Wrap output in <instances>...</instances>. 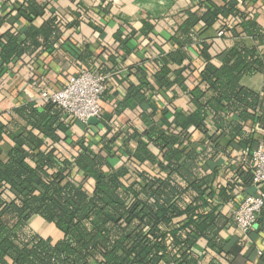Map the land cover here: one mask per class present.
Listing matches in <instances>:
<instances>
[{
    "label": "trees",
    "instance_id": "trees-1",
    "mask_svg": "<svg viewBox=\"0 0 264 264\" xmlns=\"http://www.w3.org/2000/svg\"><path fill=\"white\" fill-rule=\"evenodd\" d=\"M247 1L192 3L168 41L174 48L156 63L154 84L145 72V81L131 86L118 108L122 113L145 103L151 106L140 115L142 129L128 127V142L136 147L124 146L126 161L121 164L114 155L121 133L114 134L106 122L101 123L106 132L100 151L82 138L71 143L78 150L73 159L57 154L54 145L62 140L59 133L67 136L74 121L52 102H44L41 109L30 103L15 111L28 125L26 132L14 133L0 121V264H201L194 253L199 239L207 242L208 250L226 253L230 264L238 260V241L222 237L231 219L219 206L208 213L204 209L207 196L237 205L243 188L253 187L249 162L259 143L256 135L264 134L262 95L242 84L244 78L264 74L260 49L264 29L252 14L239 9ZM18 12L31 26L25 40L14 36L3 45L0 57L6 64L38 48L40 29L34 22L43 16L44 8L37 0H28ZM220 31L225 32L222 37L230 33L234 38H251L256 45L242 42L213 56L211 42ZM123 35L115 36L119 49L130 52L129 43L138 33L131 31L124 39ZM194 44L200 48L205 67L200 81L189 86L184 73L189 68L186 63L192 61L188 48ZM82 56L89 59L91 54L85 51ZM174 87L184 89L192 111L176 113L173 122L164 112L159 121L149 93ZM209 119L218 127L214 135L230 137L231 147L239 139L242 156L248 160L247 168H239L232 183L216 190L215 171L203 175L199 165L202 160L214 161L217 155L208 158L206 153L188 150L195 132H209ZM248 122L257 123L258 130H248ZM4 137L14 143L6 159L1 149ZM149 144L160 150L159 158ZM219 150L225 149L217 144ZM75 171L83 174L80 181L74 178ZM37 216L55 224L63 239L54 244L32 234L27 228ZM182 217L186 219L176 222ZM256 224L264 229V204ZM209 264L218 262L212 259Z\"/></svg>",
    "mask_w": 264,
    "mask_h": 264
},
{
    "label": "crops",
    "instance_id": "crops-1",
    "mask_svg": "<svg viewBox=\"0 0 264 264\" xmlns=\"http://www.w3.org/2000/svg\"><path fill=\"white\" fill-rule=\"evenodd\" d=\"M27 1L0 0V52L3 45L14 36L20 41L25 40V34L31 25L20 17L18 10L24 7ZM37 1L44 8L43 16L34 22L35 27L41 30L36 39L38 48L24 51L9 64L0 57V121L8 125L14 133L26 132L29 130L28 125L15 115L16 110L30 103L41 109L43 103L35 102L41 90L59 89L69 77L83 69H97L108 77V91L102 103L101 119L88 125L72 122L67 136L60 132L59 137L62 140L54 146L58 149L57 154L73 159L78 155V150L73 148L71 143L86 138L93 150L100 151L101 141L106 132V128L101 123L106 122L112 127L114 134L121 133L116 142L114 155L119 164L125 162L123 151L129 145L136 147L135 144L131 145L128 142V127L142 129L140 115L143 111L151 109V106L145 103L122 113H118V108L128 96L130 87L138 86L145 81V72L148 74V79L154 82L152 76L156 72V63L174 48L168 43L173 29L183 23L186 11L196 0ZM238 7L252 14L264 29V0H249L245 5ZM217 28L218 25L215 26V30ZM144 29L145 33H143ZM131 31H136L138 36L129 43L130 52H125L119 49L120 42L116 41L115 36L118 32L126 35ZM242 42L249 46L256 45L251 38L239 39L226 33L224 37L213 38L210 53L216 56ZM260 49L264 52V46ZM85 51L90 52L89 59H83L82 55ZM188 53L192 61L186 63L189 68L184 73V77L189 86H194L201 79L200 74L205 67V60L200 56V48L197 44L189 47ZM173 69H177V66H173ZM242 84L261 93L264 100V74L244 78ZM148 99L156 107V119L159 121L163 118L164 112L165 118L173 122L176 113L192 111L188 96L184 89L179 87L166 91L156 90L149 93ZM206 127L208 133L195 132L192 135L188 150L195 149L199 154L206 153L208 158L217 155L214 161L202 160L199 165L202 166L200 171L203 175H212L215 171L213 189L216 190L218 187H226L232 183L236 178L237 170L247 168L248 160L244 155L242 156L239 139L236 140L235 146L231 147L230 137L218 138L214 135L219 132L211 119L206 121ZM247 128L257 131L258 124L248 122ZM43 139L51 145L50 140ZM256 139L259 143L264 141V134H257ZM217 144L225 150L216 151ZM13 146L12 140L4 137V142L1 144L3 159L7 158ZM149 150L157 158L160 157V150L153 144H149ZM209 164L210 168L207 167ZM249 164L252 165L251 160ZM82 177L81 172H74L76 181H80ZM261 193H264V184L258 188L254 186L243 188L237 200L258 196ZM205 199L206 213L219 206L231 219V224L222 233V237L227 242L238 241L235 248L239 250L240 257L234 264H264V229L255 224L248 236H242L233 224L232 213L235 203L232 201L226 203L218 196L213 199L207 196ZM183 219L186 217L177 219L176 222ZM27 229L32 234L50 239L54 244L63 239L62 232L55 224L46 222L40 216L33 217ZM194 253L199 257L201 264H209L212 259L218 264H230L226 253L218 254L208 250L204 239L198 240Z\"/></svg>",
    "mask_w": 264,
    "mask_h": 264
},
{
    "label": "built area",
    "instance_id": "built-area-1",
    "mask_svg": "<svg viewBox=\"0 0 264 264\" xmlns=\"http://www.w3.org/2000/svg\"><path fill=\"white\" fill-rule=\"evenodd\" d=\"M225 32L220 31L219 37ZM108 91V77L92 69H83L69 77L59 89H43L35 102H52L65 115L84 125L91 119L100 120L103 112V96ZM253 186L264 184V141L251 153ZM233 209V224L242 236H248L253 229L264 204V193L258 196L243 197Z\"/></svg>",
    "mask_w": 264,
    "mask_h": 264
},
{
    "label": "water",
    "instance_id": "water-1",
    "mask_svg": "<svg viewBox=\"0 0 264 264\" xmlns=\"http://www.w3.org/2000/svg\"><path fill=\"white\" fill-rule=\"evenodd\" d=\"M95 122H96V119H91V120L89 121L90 124L95 123Z\"/></svg>",
    "mask_w": 264,
    "mask_h": 264
}]
</instances>
